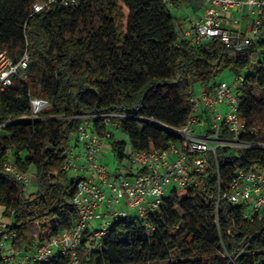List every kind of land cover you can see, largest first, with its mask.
Returning a JSON list of instances; mask_svg holds the SVG:
<instances>
[{
	"label": "trees",
	"instance_id": "16d2710c",
	"mask_svg": "<svg viewBox=\"0 0 264 264\" xmlns=\"http://www.w3.org/2000/svg\"><path fill=\"white\" fill-rule=\"evenodd\" d=\"M37 1L0 0V47L13 58L25 50L29 57L22 78L0 91V204L25 244L34 242L31 228L43 242L77 222L71 200L78 179L64 170L81 122L77 116L123 114L112 123L132 150L166 149L180 143L172 130L190 116L194 85L210 90L211 79L229 69L243 75L239 138L264 145V40L241 52L214 40L191 46L171 11L189 0H173L171 7L164 0H77L72 5L56 0L34 13ZM94 6L103 12L101 23L78 37L80 27L93 25ZM32 97L46 98L51 106L27 120ZM106 128L103 118H92L93 132L102 135ZM124 144L112 143L119 161L126 156ZM11 151L21 172L33 167L36 187L29 194L3 168ZM216 161L224 187L238 170L264 167V148L217 149ZM212 164L206 193L216 185ZM244 208L222 202L215 211L205 193L175 190L143 221L135 215L115 219L98 244L86 231L77 258L79 264H229L225 249L238 253L237 264H264V212L250 221L243 218ZM66 263L67 258L48 264Z\"/></svg>",
	"mask_w": 264,
	"mask_h": 264
},
{
	"label": "built area",
	"instance_id": "2783aa9c",
	"mask_svg": "<svg viewBox=\"0 0 264 264\" xmlns=\"http://www.w3.org/2000/svg\"><path fill=\"white\" fill-rule=\"evenodd\" d=\"M55 1H37L33 4V12L49 8ZM76 1L63 0V3L72 5ZM172 1L164 0L168 7L172 6ZM202 5L204 15L191 19L183 31L184 40L191 46L214 40L241 52L252 42L264 40V0H202ZM238 11L242 14L234 17L232 13L237 14ZM242 17H247L244 19L246 30H241ZM243 31L249 32L250 36ZM28 62L26 50L13 58L6 49L0 47V91L11 86L17 77L22 78ZM237 80L241 88L243 75H237ZM239 91L233 93L229 86L215 85L198 97L193 95L190 99L191 113L185 125L172 130L180 138V143L172 142L166 149L151 148L143 151H134L130 147L124 157L129 169L125 176L117 173L111 175L107 167L98 163L104 144L102 138L112 136L107 129L108 125L118 130V124L112 123V119L123 118L124 115L77 116L81 122L76 128L75 139L77 144H82L83 153L76 157L73 151L68 150L64 164V170L78 179L71 200L78 215L76 224L60 235L43 242L35 239L33 244L27 245L19 240L11 224L0 219V264H48L54 259L65 258L66 264H79L77 249L86 231H90V239L98 244L115 219L134 212L137 219L143 221L147 212L159 209L166 187L171 183L181 190L205 193L215 211H218L222 202L243 206V218L250 221L254 214L264 212V167L254 165L249 170H238L224 187L219 178L217 149L264 148V145H254L239 138L244 128L238 116ZM50 106L48 99L32 97L29 115L24 119L34 120ZM222 106L226 109L221 110ZM94 117L104 119L107 128L102 135L91 130ZM196 128L203 129L200 135L196 134ZM224 133L232 137L224 138ZM75 159H82V165L76 166ZM211 161L217 180L214 191L206 193V172ZM3 168L25 187L30 185V178L13 161L7 160ZM93 221L98 222L99 226L92 230ZM222 256L229 264H237L238 253L224 249Z\"/></svg>",
	"mask_w": 264,
	"mask_h": 264
},
{
	"label": "rangeland",
	"instance_id": "374dc122",
	"mask_svg": "<svg viewBox=\"0 0 264 264\" xmlns=\"http://www.w3.org/2000/svg\"><path fill=\"white\" fill-rule=\"evenodd\" d=\"M172 14L174 17L178 19V21L181 23V27L183 31L189 26V22L191 19H195L198 17H202L204 15V7L202 5V0L197 1V0H189L187 3H185L183 6H181L178 10H171ZM93 13H94V19H93V25L89 28L83 29V27H80L77 36L78 37H83L85 34L90 32H94V30L99 26L101 23L102 17H103V12L101 8L94 6L93 7ZM240 13L236 14L235 12L232 13V15L235 17H239ZM246 20L247 17H242V21ZM231 27L233 28H238L237 26H234L233 24H230ZM243 33L247 36H250L249 32L243 31ZM65 36H68V33H65ZM220 85V86H229L231 87L233 93H236L240 89V82L237 80V74L233 72L232 70L229 69H224L220 73H218L215 77L211 79V82L209 85ZM37 87V86H36ZM203 91V86L201 84H195L193 87V92L195 94V97H198ZM223 113L225 111H222ZM108 131H110L111 136L110 138L103 137L102 140L104 142L101 152L99 153L98 157V163L101 165H104L107 167L109 173L111 175L114 174H121L125 176L128 174V164L127 162L123 159L122 161H119L116 154L114 153L112 149V143L113 141H123L125 144L126 151L130 149V142L127 138L126 135L123 133L117 131L113 126L108 125ZM202 128H196V134L200 135L202 133ZM69 150L73 151L74 155L76 157L82 156L83 153V146L80 143H76L75 137L72 138V140L69 142ZM26 154L23 153L22 157H25ZM75 165L76 166H81L82 165V159H75ZM25 173L30 179H29V186L26 187V194H29L31 191H33L36 187V181H35V176L33 172V167L31 166L28 168L27 172ZM181 191V189L174 183H171L166 187L165 191V197L169 196L172 191ZM6 208L5 206L0 204V219L4 221L5 223L11 224L12 223V217L10 215H6ZM130 215L134 216V212H130ZM98 222L93 221L92 222V230L95 228H98ZM37 228H31L29 230V234L32 235V238L34 237V234L36 232Z\"/></svg>",
	"mask_w": 264,
	"mask_h": 264
},
{
	"label": "crops",
	"instance_id": "0c3cea01",
	"mask_svg": "<svg viewBox=\"0 0 264 264\" xmlns=\"http://www.w3.org/2000/svg\"><path fill=\"white\" fill-rule=\"evenodd\" d=\"M246 29H247V27H246V21L244 20V21L241 22V30H246ZM220 109L221 110H225L226 108L224 106H222V107H220ZM8 160L9 161H13V151L10 152ZM37 234H38V230H36L33 238H32V235L31 234H29V236H30L31 239H34L35 240Z\"/></svg>",
	"mask_w": 264,
	"mask_h": 264
}]
</instances>
